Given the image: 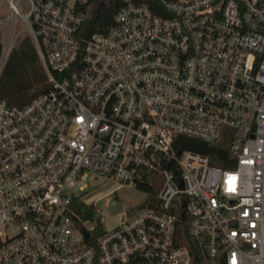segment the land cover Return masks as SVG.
Masks as SVG:
<instances>
[{
	"label": "built area",
	"instance_id": "1",
	"mask_svg": "<svg viewBox=\"0 0 264 264\" xmlns=\"http://www.w3.org/2000/svg\"><path fill=\"white\" fill-rule=\"evenodd\" d=\"M25 1L46 88L0 99V264H264V0H125L87 36V0ZM99 175L158 190L101 232Z\"/></svg>",
	"mask_w": 264,
	"mask_h": 264
},
{
	"label": "trees",
	"instance_id": "2",
	"mask_svg": "<svg viewBox=\"0 0 264 264\" xmlns=\"http://www.w3.org/2000/svg\"><path fill=\"white\" fill-rule=\"evenodd\" d=\"M142 1L149 4L152 9H157L159 4L157 0H133ZM125 0H87L82 10L84 12V21L81 24L80 33L87 36L93 32H104L112 26L117 10L124 4ZM0 43V51H1ZM38 58L30 38L21 39L17 45L11 48L0 70V77L6 76V82L3 83V90L0 99L5 100L11 105L21 106L29 102L36 95L45 90L46 85L43 79H36L33 82L23 77V71L32 65H37ZM183 142L180 149L199 152L209 157L212 165L218 167H228L225 161L228 152L225 147L218 145L210 146L198 140L180 137ZM142 190L149 189V186L143 185ZM157 189L150 193V199H154ZM177 236L180 243H185L188 239L186 227L183 223L178 225Z\"/></svg>",
	"mask_w": 264,
	"mask_h": 264
},
{
	"label": "rangeland",
	"instance_id": "3",
	"mask_svg": "<svg viewBox=\"0 0 264 264\" xmlns=\"http://www.w3.org/2000/svg\"><path fill=\"white\" fill-rule=\"evenodd\" d=\"M106 1V0H105ZM17 8L21 13L27 10L25 0H17ZM29 38L26 27L19 16L12 18L6 0H0V43H9V49L15 47L23 39ZM37 65L29 66L23 71V77L33 82L43 79L44 72L38 60ZM6 76L0 77V94ZM89 191L83 199L92 203L99 211L101 232H108L120 225L122 220L137 212L140 207L150 202V197L138 187L122 185L105 176H93L88 183Z\"/></svg>",
	"mask_w": 264,
	"mask_h": 264
}]
</instances>
